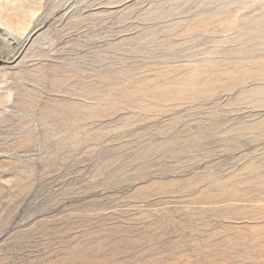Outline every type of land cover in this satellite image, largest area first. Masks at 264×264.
<instances>
[{
    "label": "rangeland",
    "instance_id": "rangeland-1",
    "mask_svg": "<svg viewBox=\"0 0 264 264\" xmlns=\"http://www.w3.org/2000/svg\"><path fill=\"white\" fill-rule=\"evenodd\" d=\"M0 264H264V0H0Z\"/></svg>",
    "mask_w": 264,
    "mask_h": 264
}]
</instances>
